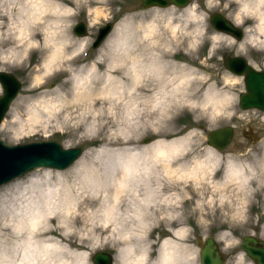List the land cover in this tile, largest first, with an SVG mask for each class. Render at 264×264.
Returning a JSON list of instances; mask_svg holds the SVG:
<instances>
[{
	"label": "rangeland",
	"instance_id": "1",
	"mask_svg": "<svg viewBox=\"0 0 264 264\" xmlns=\"http://www.w3.org/2000/svg\"><path fill=\"white\" fill-rule=\"evenodd\" d=\"M11 1L0 0V11L4 12L3 16L0 15V69L16 76L22 87L0 123L8 128L0 131V139L5 144L12 145L11 135L17 127H9L11 116L19 112L23 118L29 109H33L39 111L42 118L47 115L41 108L43 103L46 106L63 104L65 107L48 124L43 127L37 125L34 133L18 144L55 141L65 148L82 147L83 153L78 160L82 158L101 175L143 147L159 140L168 142L192 132L188 146L169 157L174 173L167 174L163 164L158 163L157 171L149 176V180L141 181L134 175L123 179V205L113 210L109 230L85 250L89 253L87 263L93 264L91 257L95 252L107 251L114 253V264L136 259L143 253L149 261L146 264H153L160 242L164 238H172L182 246L177 264H200L199 241L213 236L221 247L226 264H254L241 251L240 243L247 235L264 240V115L238 106V97L244 92L243 78L226 69L224 58L243 56L249 63H256L253 55L264 54V33L248 27L241 40L231 43L233 38L218 34L209 22L213 12L235 21L241 15L238 4L234 0H220L219 5H215L214 0V6L208 8L205 0H192L185 8L144 9L140 0H79V3L60 0L61 4L75 9L77 14L61 17L44 14L42 20L33 25L32 38L39 47L28 49L27 58L17 63L27 48V40L20 44L16 36L19 35L21 19L26 15L18 10L22 6L19 0H14L10 7ZM193 9L204 19L194 18L190 13ZM246 20L249 18L244 17ZM79 21L86 24L84 37H77L72 31ZM106 22L114 24L112 31L98 48H92V41ZM201 31L203 36L199 35ZM149 32L154 41L150 45V40L145 37ZM213 35L220 37L215 50H212ZM53 42H62V51L60 57L50 63L53 75L45 77L44 62L50 57ZM143 45H146L145 54L168 48L166 60L192 68L196 72L194 77L205 81L203 87L214 84L228 93L229 98L221 110L208 118L198 108L186 105L166 108L164 102L168 94L156 90L151 99L149 93L143 91L136 90L131 95L126 91L127 86L139 84L129 75L112 74L111 85L103 87L107 83V64H113L120 57L122 66L139 67ZM73 52L79 54L71 60L65 58ZM10 53H15L14 58L5 61L3 57L10 56ZM97 63L98 74L94 77L93 66ZM136 70L142 71L141 68ZM36 77L43 78L45 83L33 87ZM101 92L107 97L106 104L96 115L97 112H89L84 103L89 97L103 95ZM64 116H68L67 121ZM225 126H233L234 136L230 145L218 152L208 144L207 133ZM146 138H150L148 143H144ZM105 139L120 143L111 146L105 143ZM208 149L219 154V163L205 164L191 174L181 173V165L190 171L197 162L204 161ZM77 161L64 170L38 168L29 173L39 170L35 173L42 175L49 170L52 177L59 173L72 180ZM27 174L0 187V264L11 245L19 242L12 234L11 228L16 220L12 219L11 207L6 201L17 192ZM134 190L138 196L132 193ZM149 190L159 195L154 205L156 212L146 211L145 220L139 222L135 218L137 198L144 197ZM160 195L178 196L173 218L169 216L167 205L159 201ZM111 200H100L84 211L91 214L94 210H102ZM182 227L187 229L183 237L173 238L170 230ZM125 236L128 239H122ZM48 238L67 246L59 236L50 235ZM129 248L134 249L131 255ZM239 253H243L242 260L238 259Z\"/></svg>",
	"mask_w": 264,
	"mask_h": 264
},
{
	"label": "bare ground",
	"instance_id": "2",
	"mask_svg": "<svg viewBox=\"0 0 264 264\" xmlns=\"http://www.w3.org/2000/svg\"><path fill=\"white\" fill-rule=\"evenodd\" d=\"M19 1L22 6H19L18 10L23 11L26 15L25 19H21V24L30 20L40 21L46 13L61 17L67 15L68 10L71 9L61 4L60 0ZM69 1L71 3L76 2L75 0ZM244 2L250 3L253 8H259L260 6L258 0H245ZM14 3V0L11 1L10 7ZM240 7L241 5H238V8ZM2 12L3 10L0 11V13ZM192 12L193 10L190 11L191 14ZM261 13L264 12L259 10L257 17ZM0 15L3 16L4 12ZM255 21L256 25L254 27L264 33L261 30L264 27V21L259 18H255ZM34 24H28L30 37L25 45L33 41ZM151 35V32L145 34V37L150 40L148 45L154 42ZM16 36L19 35L16 34ZM47 40L50 39H45V41ZM62 42L52 43L53 48L50 57L44 62V71L46 70L45 65L60 57ZM145 50L146 45H143L141 52ZM22 51H24V48ZM168 52L169 50L166 48L157 52L150 51L149 54L141 53L139 59L142 63L139 67L122 66V59L120 57L116 58L113 64H107V83L103 87L107 88L111 85L110 75L112 74L129 75L133 81L140 85L136 87L135 85L127 86L126 91L131 95L138 90L149 93L148 97L151 99L154 90H156L155 92L168 94V99L164 102L166 108L186 105L190 108H198L208 118L215 116L221 110L224 101L229 98V94L219 90L214 84L203 87L202 84L205 81L201 82L198 77H194L196 72L192 68L166 60V56H169ZM133 58L135 57L133 56ZM98 66V63L93 66L94 77L98 74ZM139 68L142 70L141 73L136 70ZM101 93L103 95L89 97L84 103L89 112H100L103 109L107 97L105 93ZM43 105L45 104L43 103ZM28 111L29 114L33 109ZM34 111L40 113L37 110ZM16 114L22 117L19 112ZM12 126L13 124L9 122V127ZM191 138L192 132L189 131L185 135L168 142L159 140L141 148L139 152L132 154L128 160L122 161V163L106 172L105 175L98 174L91 169L89 164L82 158L76 160V167L73 171L74 179L72 180L63 177L59 173L52 177L49 170H45L42 175L35 173L39 170L27 174L25 181L21 186H18L17 192L6 201L11 207L10 215L12 219L16 220L15 225L11 228L12 234L13 237L19 239V242L11 245V249L8 250L2 264H88L89 253L85 250L93 244L95 239L98 240L109 230L113 210L123 205V189L125 188L123 179L134 175L141 181L149 180V176L154 175L157 171L158 163L163 164L164 171L167 174L174 173L175 169L170 168L169 157L180 148L187 147L191 142ZM105 143L115 146L120 142L105 139ZM219 161V154L212 149H208L204 161L197 162L196 166L190 171L186 170L185 165H181L180 171L184 175L191 174L200 170L205 164H217ZM132 193L138 196L135 190ZM157 196L159 195L156 192L149 190L144 197L137 198L138 207L135 209L137 221L143 222L145 220L146 211L156 212L154 205ZM177 197L176 195L174 197L160 195L159 198L160 202L167 205L166 208L170 211L169 216L172 218L174 217L173 213L176 211L174 208L176 207ZM109 198L112 199L111 203L105 205L102 210H94L91 214L84 211V208L93 207L98 201L105 202ZM74 225L80 228L77 229ZM186 231L187 229L182 227L178 230L171 229L170 233L173 238H181ZM50 235L59 236L62 241L67 243V246L62 245L54 238L49 239L48 236ZM181 249L182 246L175 239L164 238L157 248V255L153 264H164L165 258L168 259V264H177L180 261ZM141 257L140 264L149 263L145 253L138 258Z\"/></svg>",
	"mask_w": 264,
	"mask_h": 264
},
{
	"label": "water",
	"instance_id": "3",
	"mask_svg": "<svg viewBox=\"0 0 264 264\" xmlns=\"http://www.w3.org/2000/svg\"><path fill=\"white\" fill-rule=\"evenodd\" d=\"M192 0H140L144 9L175 6L185 8ZM211 27L235 40L243 38V31L234 27V22L222 13L213 12L209 17ZM114 24L106 22L98 30L92 41V48H98L112 31ZM77 37L87 34L86 24L77 22L72 29ZM226 68L234 75L243 76L245 91L239 95V107L243 110L260 109L264 111V72H257L243 56H225ZM0 86L6 95L0 98V123L3 121L12 102L22 87L20 80L13 74L0 71ZM234 136L233 126L210 130L207 133L208 144L218 152L225 150ZM150 138L144 139L148 143ZM83 153L82 147L65 148L55 141L32 142L10 146L0 139V187L24 176L38 168L64 170L71 166ZM240 249L254 264H264V240L247 235L241 239ZM93 264H114V253L97 251L91 257ZM200 264H226V258L215 237L208 236L199 241Z\"/></svg>",
	"mask_w": 264,
	"mask_h": 264
},
{
	"label": "clouds",
	"instance_id": "4",
	"mask_svg": "<svg viewBox=\"0 0 264 264\" xmlns=\"http://www.w3.org/2000/svg\"><path fill=\"white\" fill-rule=\"evenodd\" d=\"M235 3H237L238 5H241V7L239 8V12H240V16L237 17L234 27H239L241 24L244 23V17L247 18H259L261 21H264V13H261L259 17H257V12L259 11V8H253L251 6L250 3H245L244 0H234ZM259 5H264V0H258ZM76 3H79V0H76ZM206 3V7L211 8L214 6V0H205ZM220 0H215V5H219ZM228 5L226 4L225 7H227ZM198 7V5H197ZM68 15H76L77 12L75 9H69L67 12ZM192 15L194 18L203 20L204 16H197V13L195 11V9H193ZM0 23H2V21H0ZM29 23H35V21H28V22H22L21 27L18 29L19 31V36L17 37V39L19 40L20 44H24V42L26 40H29L30 37V32L28 31V24ZM262 31H264V27H262L261 29ZM200 36L204 35V32L201 31L199 33ZM220 37L219 36H215L213 35L211 37V40L213 41L212 43V50H215L216 48V43L219 41ZM231 43H235V39H233L231 41ZM39 44L34 42V41H30L27 45V48L25 49V53H24V57L21 58L19 61H17V63H22L23 59L27 58V50L31 49V48H38ZM241 47H243V45H241ZM84 49L81 48V52H83ZM79 53L73 52L71 55L65 57L68 60L74 59ZM212 54V51L210 50V56ZM15 53H10V56H6L3 57V59L5 61H9L10 58H14ZM45 72H44V76H51L54 73V69L51 66V64L45 65ZM58 70V69H56ZM0 71H3V69H0ZM43 83H45V80L43 78H37L35 81V84L32 85L33 87L36 86H40ZM6 95V90L0 86V98H2L3 96ZM65 107V105L63 104H51L49 106H45V105H41V108L43 109V112L46 113V116H43L42 118H39L40 114L35 112L34 110L32 112H30L27 116L25 117H21L19 114H13L11 116V121L10 123L13 125H17L16 129L12 132L11 135V139H12V145L10 146H15L16 144H18V142L22 139H24L25 137H28L30 135H32L36 129L37 125H40L41 127H43L44 125L48 124L50 122V120H52L55 117L56 113H60L61 110ZM100 113L97 112L96 115H99ZM110 115H114V113L110 112ZM129 119H131V116H128ZM64 120L67 121L68 120V116H64ZM57 127H59V125H57ZM7 125H0V131H7ZM61 131H64V129H61ZM162 187V186H161ZM106 226V225H105ZM122 239H128L127 236L122 237ZM129 254L131 255L134 252L133 248H129L128 249ZM141 258H137V259H128L126 261H122V264H140V260ZM238 259L242 260L243 259V253H239L238 254ZM164 264H168V259L165 258Z\"/></svg>",
	"mask_w": 264,
	"mask_h": 264
},
{
	"label": "flooded vegetation",
	"instance_id": "5",
	"mask_svg": "<svg viewBox=\"0 0 264 264\" xmlns=\"http://www.w3.org/2000/svg\"><path fill=\"white\" fill-rule=\"evenodd\" d=\"M259 10L260 12H264V7L260 5ZM246 21H244V23L239 26V28L243 31V35H244L246 28L250 27L253 30L254 26L256 25L255 19L249 18V20H246ZM253 59L255 60L256 63H249V61L247 60L248 63L253 67V69L257 72H264V54L258 53L257 55H253ZM251 110L264 115L263 110L255 109V108Z\"/></svg>",
	"mask_w": 264,
	"mask_h": 264
}]
</instances>
